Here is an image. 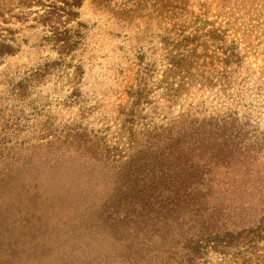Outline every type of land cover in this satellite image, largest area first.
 Listing matches in <instances>:
<instances>
[{
  "label": "rangeland",
  "instance_id": "obj_1",
  "mask_svg": "<svg viewBox=\"0 0 264 264\" xmlns=\"http://www.w3.org/2000/svg\"><path fill=\"white\" fill-rule=\"evenodd\" d=\"M221 38L247 59L211 60ZM0 44L15 49L0 66V264H176L172 227L127 215L154 213L136 183L176 156L138 152L153 130L179 148L191 109L264 131V0H0ZM231 165L209 166L227 207L255 178ZM211 245L196 264H264V248Z\"/></svg>",
  "mask_w": 264,
  "mask_h": 264
},
{
  "label": "trees",
  "instance_id": "obj_2",
  "mask_svg": "<svg viewBox=\"0 0 264 264\" xmlns=\"http://www.w3.org/2000/svg\"><path fill=\"white\" fill-rule=\"evenodd\" d=\"M212 37L216 38L213 35ZM205 39L212 40L210 35L205 36ZM219 41L217 57H212L211 60L218 64L220 62V65L231 66L242 64L247 59L246 51H243V54L236 42H232L233 47L229 48L224 38ZM65 45L69 47V42L64 43V47H59L62 50L60 55L65 54ZM14 54L13 46L0 44V66L3 59ZM53 66L49 67L46 73H51ZM38 71H41V68ZM227 75L232 73L226 71L225 79L229 78ZM190 111L187 127L189 139L179 148L175 147L179 133L175 139L166 137L161 139L158 131L153 130V135L148 138H153L156 144L144 145V150L138 152L149 155L152 150L161 155L160 158L176 156L174 161L176 163L171 165L164 163L165 160L160 161L161 166L158 170L149 171L162 172L160 175L152 179L144 177L136 183L138 206L146 209V213L152 208L154 213L127 215L137 221L139 218L144 222H150L153 229L167 233L165 228L172 227L165 239L179 241L184 246L182 253H173L176 264H196L205 254L200 248L206 241L212 243L209 247L216 253L233 252L238 249L248 252L264 248V176L259 175L263 168L258 170L259 167H264V131L255 129L248 119L239 118L233 113L223 115L208 113L209 116L206 117L204 112H208L207 109L204 112L196 109ZM193 141L194 147L197 148H189ZM197 149L200 156L197 157L199 162L195 163L193 152ZM166 151L167 156H164ZM211 160L218 161L212 163ZM151 164L152 162L143 163L147 172ZM231 164L239 165L233 169L235 171L250 168L251 171L246 170V175L249 177L255 175V178L251 181L252 188L246 185L244 187L248 188L245 191H249L248 203L243 204L241 199H236L227 207L223 203H216L213 194L210 193L213 181L209 166L230 169L226 171L228 174L232 171ZM146 169L138 166V174L145 172ZM200 254L202 255L197 258Z\"/></svg>",
  "mask_w": 264,
  "mask_h": 264
}]
</instances>
